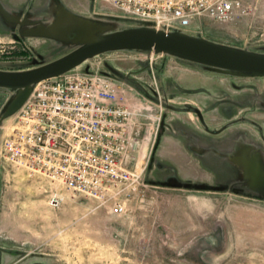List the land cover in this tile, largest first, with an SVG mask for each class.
<instances>
[{
    "label": "rangeland",
    "instance_id": "rangeland-1",
    "mask_svg": "<svg viewBox=\"0 0 264 264\" xmlns=\"http://www.w3.org/2000/svg\"><path fill=\"white\" fill-rule=\"evenodd\" d=\"M238 1L245 14L200 17L181 33L264 56V0ZM136 29L105 0H0V72L33 71ZM69 74L119 85L138 115L139 177L102 203L0 154V264H264V77L139 50L99 55ZM18 94L0 89V148L26 100L6 114Z\"/></svg>",
    "mask_w": 264,
    "mask_h": 264
},
{
    "label": "built area",
    "instance_id": "built-area-1",
    "mask_svg": "<svg viewBox=\"0 0 264 264\" xmlns=\"http://www.w3.org/2000/svg\"><path fill=\"white\" fill-rule=\"evenodd\" d=\"M105 1L140 28L164 33H181L200 17L226 23L246 12L238 0ZM69 73L31 87L12 116L0 154L14 168L58 183L73 197L105 203L109 194L114 198L136 185L138 115L114 80ZM111 211L120 214L123 206L114 202Z\"/></svg>",
    "mask_w": 264,
    "mask_h": 264
},
{
    "label": "water",
    "instance_id": "water-1",
    "mask_svg": "<svg viewBox=\"0 0 264 264\" xmlns=\"http://www.w3.org/2000/svg\"><path fill=\"white\" fill-rule=\"evenodd\" d=\"M120 50L170 54L225 71L264 77V56L241 52L183 33L141 28L97 38L70 55L33 71L20 74L0 72V89L19 91L6 114L12 115L18 109L31 87L63 76L94 57Z\"/></svg>",
    "mask_w": 264,
    "mask_h": 264
},
{
    "label": "crops",
    "instance_id": "crops-1",
    "mask_svg": "<svg viewBox=\"0 0 264 264\" xmlns=\"http://www.w3.org/2000/svg\"><path fill=\"white\" fill-rule=\"evenodd\" d=\"M0 35H1V33H0Z\"/></svg>",
    "mask_w": 264,
    "mask_h": 264
}]
</instances>
